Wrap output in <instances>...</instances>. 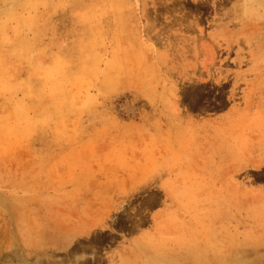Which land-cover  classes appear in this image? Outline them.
I'll return each instance as SVG.
<instances>
[{"label":"rangeland","instance_id":"374dc122","mask_svg":"<svg viewBox=\"0 0 264 264\" xmlns=\"http://www.w3.org/2000/svg\"><path fill=\"white\" fill-rule=\"evenodd\" d=\"M0 264H264V0H0Z\"/></svg>","mask_w":264,"mask_h":264},{"label":"bare ground","instance_id":"6f19581e","mask_svg":"<svg viewBox=\"0 0 264 264\" xmlns=\"http://www.w3.org/2000/svg\"><path fill=\"white\" fill-rule=\"evenodd\" d=\"M256 7H257V6H256ZM54 240H55V239H54ZM57 240H58V239H57ZM62 240H64V238H63ZM54 242H55V241H54ZM57 242H58V241H57ZM73 248H74V247H73ZM71 249H72V248H71ZM76 249H78V248H76ZM86 250H87V249H86ZM72 252L74 253V251H72ZM73 253H72V254H73ZM67 257H68V256H67ZM70 257H71V256H70Z\"/></svg>","mask_w":264,"mask_h":264}]
</instances>
